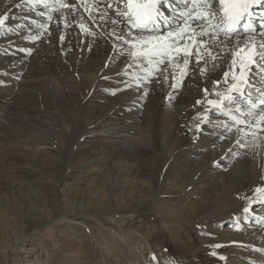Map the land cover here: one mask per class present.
I'll list each match as a JSON object with an SVG mask.
<instances>
[{"label":"bare ground","instance_id":"6f19581e","mask_svg":"<svg viewBox=\"0 0 264 264\" xmlns=\"http://www.w3.org/2000/svg\"><path fill=\"white\" fill-rule=\"evenodd\" d=\"M64 1H72L73 4L68 8H62L54 1L48 0L56 9L52 11L43 5H29L27 0H0V15L10 17L4 27L0 28V33H3L0 34V81L9 80V76L4 77L2 74L16 73L22 77L20 79L22 83L30 82L32 86L38 88L44 85L48 87L53 83L47 78L48 73H54L57 75L56 83H79L80 87L83 83L89 86L93 83H118L117 85L121 86L122 83L126 91H132L128 93L129 95L115 97L106 107L101 105L86 112L82 110L81 114L71 116L69 120L72 123L71 131L67 132L62 127L59 133L55 132L57 135L71 137L68 144L69 157L75 155L78 142L85 134L83 129L85 117L94 118L88 126L89 129L104 123L115 125L112 129L111 125L108 126L111 131L124 130V136L134 138V134L128 133H138L149 140L150 145L166 156L167 160L176 159L178 161L176 168L182 169L175 173L171 167L163 171V167L159 169V166L155 165L146 170L144 162H128L127 157L122 154L117 177L122 181L133 176H143L144 182L141 186L148 185V191L144 194L140 192L142 188L137 190L141 196L150 198L149 201L140 202L150 205L154 197L163 191L164 186L168 187L163 191L164 195H169L178 187L184 191L181 194L185 193L186 197L194 193L201 196L191 203L189 209L191 214L205 215L213 212L222 221L236 219L237 227L248 226L251 221L249 226L251 234L264 238L262 222L264 206L261 208L258 205L264 200V191L256 192L257 188L264 189V121L255 127H246L243 123L234 122L230 117L219 116L215 106L207 103L213 100L223 107L226 104L224 98L235 94L232 85L244 88L243 82H249L248 78L256 66L252 63L249 71V62L256 61L258 58L255 54L264 51L257 50V45L264 46V30L258 34L259 36L253 35L251 31L243 33L241 28L236 33L226 35L222 30L205 26V31L214 34L200 36L201 28L190 21V26L184 28L185 39L178 42V47L187 49L189 55L185 57L183 51L173 52L164 58L163 64L149 65L147 60L129 54L137 51L133 48L135 41L127 43L128 50L121 54L126 44L118 40L117 36L124 35L130 38L141 34L140 30L127 23L126 18L115 14L116 4L119 3L122 10L123 0H108L107 4L103 0ZM193 7L203 10L191 3L187 5L186 10ZM219 7L218 0H215L214 9L218 10ZM160 8L164 15L170 13L175 15V12L165 4H161ZM40 12H43L44 16H40ZM101 14L105 19L100 18ZM48 15H52L51 21L47 20ZM40 23L47 24L48 27L41 29L37 26ZM211 23L215 25L217 21L213 19ZM81 24L84 26L83 29L80 27ZM9 26L13 29L11 32L6 31ZM253 28L259 27L254 24ZM178 31L179 27L175 29L174 35ZM89 33L96 35L92 36ZM36 34H40V39L35 41L30 39ZM150 34L152 33L143 32L144 36ZM61 36L64 37L63 40L60 39ZM224 36L233 37L229 39ZM246 46L250 47L242 52L243 56L238 62L237 56L234 57L233 53L245 49ZM28 48L31 49V54L20 51ZM192 51L197 52L192 54ZM185 58L188 59L187 64L184 63ZM241 60H244L243 64ZM145 68L149 71L146 72ZM233 71H236L235 77L232 75ZM70 75L72 81L69 80ZM259 81L255 84L256 90L251 94V99L255 102L264 99L257 91L264 89V80ZM250 85L253 83L247 84L248 92L252 89ZM204 89L208 91L205 92ZM13 96V89L0 90V101L10 97L7 105H0L2 112L0 124L4 123L1 119L16 117L19 112L26 113V110L13 100ZM142 96L148 98L147 103L141 100ZM240 103L244 101L240 100ZM63 105L66 109L70 108L67 104ZM12 108L11 113L9 110L12 111ZM17 108L22 110L17 112ZM241 111H247V106L241 108ZM120 113L123 115L117 117ZM232 115L238 120L249 119L248 116H241L235 111ZM229 119L233 124L227 122ZM217 121H220L221 125L217 124ZM191 123H195V128L189 132ZM212 124L219 125L220 128L212 129L213 126H210ZM253 124H256L255 120ZM184 151L187 153L186 156L179 157L178 155ZM202 154L207 159L204 163L197 158ZM101 160L106 159L98 161ZM192 183L194 186H189ZM248 199L253 201L252 207L245 206ZM254 205L256 209H253ZM159 208L168 209L166 206ZM245 208L249 211L244 212ZM168 210L173 211L174 208ZM243 216L246 220L241 218ZM237 237L240 238V235ZM240 241L230 243L231 251H235L233 245ZM217 245L214 242L207 246V250L212 255L215 253L213 257L217 263L227 262V251H219ZM197 250L196 248L195 251ZM231 258L228 264L242 263L238 255L235 257L231 255ZM157 259L155 255L154 260Z\"/></svg>","mask_w":264,"mask_h":264},{"label":"rangeland","instance_id":"374dc122","mask_svg":"<svg viewBox=\"0 0 264 264\" xmlns=\"http://www.w3.org/2000/svg\"><path fill=\"white\" fill-rule=\"evenodd\" d=\"M63 2L67 7L62 8L73 4ZM167 16L174 17L171 13ZM261 32L257 29L253 35ZM128 47L124 45L121 54ZM259 49L264 46L257 45ZM242 56H237L238 62ZM254 69L248 78L249 84L253 83L251 94L255 84L264 80V72H258L256 66ZM232 75L235 77L236 71ZM2 76H9V80L0 81V90L13 89V100L26 113L1 119L4 123L0 124V264H228L231 255L241 258L242 263L235 264H264V238L251 234V221L248 226L237 227L236 219L222 221L213 212L191 214V203L201 198L198 194L186 197L176 187L164 195L168 189L164 186L150 205L140 202L150 199L140 195L148 191V185L141 186L143 176L129 177V182L117 177L122 154L128 162H144L146 170L155 165L163 171L171 167L175 173L182 169L176 168V159L167 160L138 133H128L134 138L124 136V130L111 131L115 125L104 123L89 129L94 118L85 117V134L75 155L69 157L71 137L57 135L60 128L69 132L71 116L106 107L115 97L129 95L132 91H126L122 83H83L80 87L79 83H56L57 75L48 73L47 78L53 82L48 90L45 85L38 88L30 82L22 83L16 73ZM141 98L148 102L147 97ZM9 99H1L0 105H7ZM9 111L12 113L13 108ZM227 122L233 124L231 119ZM189 126L192 132L195 123ZM186 154L184 151L178 156ZM102 158L106 160L98 161ZM197 158L203 163L207 160L204 154ZM246 205L252 207L253 201L248 199ZM258 205L262 208L264 203ZM159 206L174 210H161ZM235 240L241 241L231 251L230 243ZM214 242L220 244L219 251H227V262L217 263L207 250Z\"/></svg>","mask_w":264,"mask_h":264},{"label":"snow or ice","instance_id":"6c2138e0","mask_svg":"<svg viewBox=\"0 0 264 264\" xmlns=\"http://www.w3.org/2000/svg\"><path fill=\"white\" fill-rule=\"evenodd\" d=\"M29 5H43L50 10L55 11L56 9L49 4L48 0H27ZM107 4L108 0H103ZM215 0H123V6L121 10V5L116 4L115 14L127 19L133 28L140 30V35L136 37L126 38L124 35L117 36V39L123 41L125 44L133 43V48L137 51L130 52V55L136 56L138 59L147 60L149 65L153 64H163L164 58L172 55L173 52L180 53L184 52L185 57L189 55L187 49H182L178 47V42L185 39L184 28L190 26L189 22L198 25L201 28L199 33L200 36H208L214 33H209L205 31V26L208 28H214L222 30L226 35L236 33L239 29L241 21L245 19L246 16L251 17L250 8L255 4H264V0H218L220 5L219 9H214ZM54 3L58 4L60 7H67L63 0H54ZM198 5L193 7L191 10H186L187 5ZM165 4L169 7L171 11L175 12L174 17H169L164 15L161 11L160 5ZM182 5L184 7H177ZM111 7V5H109ZM193 13H197L193 15ZM222 13V15L218 14ZM40 16H44L43 12L39 13ZM8 15H0V28H3L5 22L9 20ZM102 20L105 16L101 14ZM53 19L52 15L47 16V20L51 21ZM215 19L217 23L213 25L211 21ZM115 23V21H113ZM41 29H46L47 24L40 23L37 25ZM67 26V25H66ZM83 29V24L80 25ZM179 27L180 31L176 32L175 29ZM13 29L9 26L6 31L11 32ZM245 32L255 31L251 23L245 24L243 26ZM115 31V29H113ZM152 33L148 36H144L143 32ZM3 34V33H0ZM95 36L96 33H89ZM169 38H172L171 40ZM190 39V37H188ZM33 41L40 39V34H36L30 37ZM61 40L64 39L63 36L60 37ZM250 46H246L245 49H240L233 53V56H239L242 52L249 49ZM20 51H25V49H20ZM28 54H31V49L27 50ZM258 58L256 61L249 62V71H251L252 63H255L258 72H264V51L255 54ZM199 62V60H197ZM184 63H188V59H184ZM244 60H241V64ZM148 72L149 69L145 68ZM243 71V69H241ZM227 76V73H225ZM139 79V77L137 78ZM219 83V82H217ZM244 88H236L235 94L226 96L224 99L226 104L222 107L217 101L209 100L207 103L209 105H214L215 110L218 114L226 117H230L236 123H243L246 127L258 126L261 121H264V99L255 102L251 99V92L247 91V84L249 82L244 81ZM207 92V89H204ZM258 92L264 96V89H257ZM240 100L244 101V105L247 106V111H241L244 105L240 104ZM199 104L200 101H197ZM234 106V107H233ZM233 111L240 113L241 116H248L247 120H238L235 115H232ZM256 124H253V121ZM228 126V125H225ZM230 127V126H229ZM243 131V129H241ZM239 144L240 141L238 140ZM218 166V162H217ZM264 191V189L257 188L256 192ZM264 203V200L261 201ZM244 212L249 210L245 208ZM264 222V218H262ZM219 247V245H217ZM215 255V253H213Z\"/></svg>","mask_w":264,"mask_h":264}]
</instances>
